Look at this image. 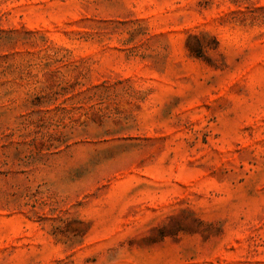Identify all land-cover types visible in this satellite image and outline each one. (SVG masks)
Instances as JSON below:
<instances>
[{
    "label": "rangeland",
    "instance_id": "obj_1",
    "mask_svg": "<svg viewBox=\"0 0 264 264\" xmlns=\"http://www.w3.org/2000/svg\"><path fill=\"white\" fill-rule=\"evenodd\" d=\"M0 264H264V0H0Z\"/></svg>",
    "mask_w": 264,
    "mask_h": 264
}]
</instances>
